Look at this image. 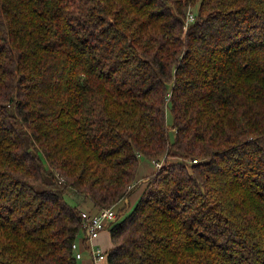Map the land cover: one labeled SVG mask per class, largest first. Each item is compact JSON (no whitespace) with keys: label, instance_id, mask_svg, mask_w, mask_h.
Returning a JSON list of instances; mask_svg holds the SVG:
<instances>
[{"label":"trees","instance_id":"trees-1","mask_svg":"<svg viewBox=\"0 0 264 264\" xmlns=\"http://www.w3.org/2000/svg\"><path fill=\"white\" fill-rule=\"evenodd\" d=\"M140 159L103 262L264 264V0H0V264H78Z\"/></svg>","mask_w":264,"mask_h":264},{"label":"built area","instance_id":"built-area-1","mask_svg":"<svg viewBox=\"0 0 264 264\" xmlns=\"http://www.w3.org/2000/svg\"><path fill=\"white\" fill-rule=\"evenodd\" d=\"M194 17L191 13L187 15V21H193ZM154 166L160 168L161 164L154 161ZM82 226L87 233V240L84 242V246L80 241H76L72 244V250L77 260L82 259V254L87 251L91 257V260L99 264L104 261L103 250L94 243L99 238L100 234L107 230V228L117 220V215L113 208H108L92 214L87 211L81 212Z\"/></svg>","mask_w":264,"mask_h":264},{"label":"rangeland","instance_id":"rangeland-1","mask_svg":"<svg viewBox=\"0 0 264 264\" xmlns=\"http://www.w3.org/2000/svg\"><path fill=\"white\" fill-rule=\"evenodd\" d=\"M166 119L167 124L170 127L171 125V113L169 110L166 112ZM174 133L170 131V138L173 139ZM154 161L150 162L146 159H140V166H139V172H138V181L136 184L135 191L131 194L130 197L124 198L120 203L116 204L112 208L114 209L116 215L120 216L119 218L122 219L125 217L135 206L137 201L139 200L142 192L147 187L148 182H150V176L152 173L157 171L158 168H156L153 164ZM67 201L71 204L74 203V200L69 199L67 197ZM85 205H83L84 207ZM87 209H89V206H86ZM124 212V213H123ZM123 213V214H122ZM96 241V240H95ZM106 244L105 247L110 245V239L105 237V241L103 245ZM86 259V255L84 254V257L81 260H78V264L82 263V260ZM94 264H97L93 261ZM101 264H106L105 262Z\"/></svg>","mask_w":264,"mask_h":264},{"label":"crops","instance_id":"crops-1","mask_svg":"<svg viewBox=\"0 0 264 264\" xmlns=\"http://www.w3.org/2000/svg\"><path fill=\"white\" fill-rule=\"evenodd\" d=\"M105 237H107L109 239V235H108L107 230L103 231L100 234L99 238L96 239V241H94V243L96 245H98L102 250H107V249H109L111 247V242H110V245L107 246V247H105L106 244L103 245V243L105 241ZM84 254L86 255V259H83L81 264H94L93 261L91 260V257L89 255V253L87 251H84L83 254H82V258L84 257ZM99 264H101V263H99Z\"/></svg>","mask_w":264,"mask_h":264}]
</instances>
